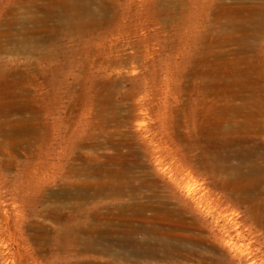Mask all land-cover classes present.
Masks as SVG:
<instances>
[{"label":"rangeland","instance_id":"374dc122","mask_svg":"<svg viewBox=\"0 0 264 264\" xmlns=\"http://www.w3.org/2000/svg\"><path fill=\"white\" fill-rule=\"evenodd\" d=\"M87 260L264 264V0H0V264Z\"/></svg>","mask_w":264,"mask_h":264},{"label":"bare ground","instance_id":"6f19581e","mask_svg":"<svg viewBox=\"0 0 264 264\" xmlns=\"http://www.w3.org/2000/svg\"><path fill=\"white\" fill-rule=\"evenodd\" d=\"M258 18H259V20H261L262 19V16H260ZM97 193H99L98 190L93 192V194H97ZM121 209L122 210H125V209L126 210L127 209H134V210L137 211V214H138V212L140 213L139 206H122ZM96 212L94 211L93 213H96ZM92 217H94V219L95 218H98V216L96 214L95 215H92ZM111 220H113V219H107V221H110V222H111ZM72 231L74 232V234L71 233ZM72 231H71V229H68V232H67L68 233V236L70 237V239L72 240V242L73 241H76V242L82 243L83 246H84V251L86 253L87 252L88 253L98 252V248H100V247H102V251H104V252H109L110 249H111L110 248V243H111L110 242V239H111V236H112L111 233L107 234L104 237V236L100 235L99 232H95L93 229H88L86 231L85 229H82L81 227L80 228L77 227L75 230L72 229ZM133 233H136V234L143 233V234H145V238H146V240L144 242L138 243L139 246H138L137 251L136 252H132V254L135 255V256H137L138 254L139 255H142L144 252H142L143 250H141V248L144 247L145 249H148V251H146V254L149 255V256H151L153 254H156L157 251L161 249L160 251L162 253L163 258H167V257L170 256L169 255V252L172 249V247L173 248L175 247V243L169 244V242H167L165 238H160L159 236H157V237L153 236V234H151L152 233L151 230L146 232V230H144V228H142V231H134V232H132V234ZM128 236H129V239L130 240H128V241L127 240H124ZM131 236H132L131 234L130 235L129 234L128 235H123V240L121 241V243L123 244L122 246L125 247L128 244H135L136 243L132 238H130ZM153 237H155V238H153ZM158 241L161 243L159 245L160 248H157V246H156V243ZM104 242H105L106 245L103 244ZM73 244H74V242H73ZM80 247L82 248V246H80ZM75 253H77V251ZM119 253H121V252H119ZM77 264H79V263H77ZM80 264H92V261L87 260V261L81 262Z\"/></svg>","mask_w":264,"mask_h":264}]
</instances>
